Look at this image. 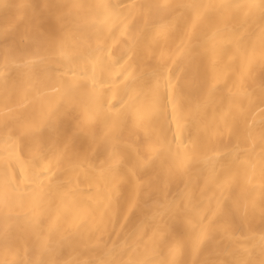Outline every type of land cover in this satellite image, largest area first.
Wrapping results in <instances>:
<instances>
[{
    "label": "bare ground",
    "instance_id": "6f19581e",
    "mask_svg": "<svg viewBox=\"0 0 264 264\" xmlns=\"http://www.w3.org/2000/svg\"><path fill=\"white\" fill-rule=\"evenodd\" d=\"M0 264H264V0H0Z\"/></svg>",
    "mask_w": 264,
    "mask_h": 264
}]
</instances>
